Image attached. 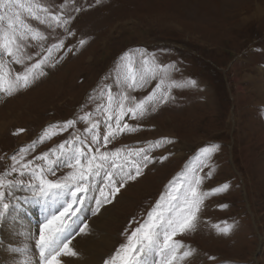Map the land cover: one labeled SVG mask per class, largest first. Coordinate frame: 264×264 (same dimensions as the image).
Instances as JSON below:
<instances>
[{
    "label": "rangeland",
    "instance_id": "obj_1",
    "mask_svg": "<svg viewBox=\"0 0 264 264\" xmlns=\"http://www.w3.org/2000/svg\"><path fill=\"white\" fill-rule=\"evenodd\" d=\"M40 2L55 13L61 11L59 6L64 0ZM77 7L81 11L76 12ZM62 11L72 17L67 28L73 35L63 28L53 31L24 15L26 22L46 35L44 41L29 40L31 46L26 53L32 60L26 64L41 59L47 48L60 40L64 47L53 50L42 65L44 75L37 72L38 78L27 88L12 96L0 93V125L6 124L0 129V171L11 163L8 157L36 140L50 124L85 113L102 121L104 117L97 110L103 102L101 90L105 85H111L113 92L119 90L115 80L120 57L126 52L144 50L149 56L154 55L157 63L175 65L171 79L190 78L197 85L172 89L174 99L164 104L157 102L156 111L149 104L143 117L133 119L129 114L124 122L139 126L136 132L122 133L106 146L102 136L99 145L92 144L88 136L87 147L93 151L98 146L102 151L148 147V141L161 137L174 141L148 152L152 159L142 165V174L126 181L114 196L111 188L106 189L110 202H102L100 210L111 209L112 221L107 231L113 243L97 264H104L127 241L161 194L166 193L169 181L201 147L212 142L219 143L220 148L200 169L201 175H206L214 166L212 177L205 180L202 189L210 190L224 182L230 187L206 197L194 229L176 237L192 251L182 264H264V0H68ZM80 40L85 43L81 45ZM140 58L137 53L138 62ZM13 69L22 71L23 66L13 65ZM157 83L158 78H147L142 87L127 90L125 86V90L138 102ZM86 127L85 122L78 120L74 127L37 143L25 160L59 145L73 133L85 138ZM157 129L161 132L152 135ZM163 156L167 158L160 159ZM66 171L59 169L56 176ZM92 192L95 193L88 194L79 218H74L70 239L78 235L93 239L89 234L95 226L87 223L100 211H95L94 198L100 194L98 190ZM25 207L22 212L26 216ZM32 207L34 214L25 220L35 226L42 219V206L32 202ZM101 215L95 222L101 221ZM224 222L235 225L227 235L214 227L223 226ZM84 223L90 230L81 232ZM4 228H0V235ZM9 232L7 241L0 236L4 245L16 242ZM31 243L38 256L34 240ZM1 261H11L5 247L0 248V264ZM79 261L88 263L82 257Z\"/></svg>",
    "mask_w": 264,
    "mask_h": 264
},
{
    "label": "snow or ice",
    "instance_id": "obj_2",
    "mask_svg": "<svg viewBox=\"0 0 264 264\" xmlns=\"http://www.w3.org/2000/svg\"><path fill=\"white\" fill-rule=\"evenodd\" d=\"M67 3L68 0H64L59 6L61 11L53 13L50 6L40 0H0V93L12 96L27 88L38 78L37 72L44 75L42 65L48 62L53 50L64 47L63 40H60L50 45L41 59L26 64V61L32 60V56L26 53L31 46L29 40L44 41L46 35L26 22L24 15L53 31L63 28L68 35H73L67 28L72 17H66L62 11ZM75 11L81 9L77 7ZM79 43L83 45L85 41L80 40ZM137 53L141 57L139 62ZM120 61L115 80L119 90L113 92L111 85H105L101 90L103 102L97 105V110L104 117L102 121L93 120L92 113H85L74 119L50 124L36 140L8 157L11 163L0 171V228L7 226L16 237L15 243H0V247L6 248L11 264H62L61 257L76 256L77 253L69 247L70 229L76 223L73 218H79L88 194L99 191L100 195L94 197L95 211H99L102 202H110L106 189L111 188V195L114 196L126 181L135 180L142 174V165L146 166L152 159L148 152L174 142L172 138L161 137L148 141V147L127 151L126 146L112 151H102L99 146L93 151L87 147L88 136L94 145L100 144L102 136L103 145L106 146L122 133L138 131L139 126L124 122L129 114L133 119L143 117L149 104L152 111H156L157 102L164 104L174 99L172 89L197 85L190 78L183 81L171 79L170 72L175 65L157 63L154 55L149 56L141 49L124 53ZM13 65L23 66V70L15 71ZM147 78H158V83L148 96L137 102L135 97L128 95L125 86L127 90L140 88ZM78 120L87 124L84 132L88 135L85 138L73 133L59 145L25 160L37 143L74 127ZM102 128L105 129L103 132ZM219 148V143L212 142L189 158L184 169L165 186L166 193L161 194L143 222L132 230L125 243L104 260V264H182L192 255V251L176 237L194 229L206 197L227 191L230 187L228 182H224L210 190L202 189L205 180L212 177L214 166L206 175H201L200 169L209 164ZM64 168L67 171L57 177V170ZM180 177V183H175ZM117 182L119 187L116 186ZM32 202L42 205L43 216L35 226L26 225L18 215L24 206ZM214 227L218 233L227 235L235 225L224 222L223 226L216 224ZM34 228L38 229V234ZM86 228L85 224L80 231L84 232ZM33 240L38 259L33 252Z\"/></svg>",
    "mask_w": 264,
    "mask_h": 264
},
{
    "label": "bare ground",
    "instance_id": "obj_3",
    "mask_svg": "<svg viewBox=\"0 0 264 264\" xmlns=\"http://www.w3.org/2000/svg\"><path fill=\"white\" fill-rule=\"evenodd\" d=\"M258 102H259V100H258ZM5 125L6 124H4V126ZM0 126H1L0 129L4 128V126H2V124ZM160 132L161 131L157 129L156 131H154V133L152 135L157 136ZM87 202H88V200L85 202V206H86ZM35 204H37L38 206H42L39 203H35ZM25 208H26V213H27L26 216L21 211L20 217L23 218V221H24V223L26 225H32V224H29L25 220V218L28 217L29 214L33 215L34 212H35V210L32 207V203H29L28 205H26ZM36 213H38V212L36 211ZM99 214H102L101 215V221L100 222H95V220L97 219V215L99 216ZM110 214H111V209L110 208L107 209V210H102L101 209L99 211V213L96 215L95 219H92V221H88V223H87L88 225L93 224V226H95V229L91 232V234H89V236H91L93 239H90V238L85 237L83 235H81V236L78 235L74 239H70L71 243H70L69 247H71L77 253V255L76 256L61 257L62 264H97V260L100 258V256L103 255L106 250L110 249V247L112 246V243H113V238H112V236H110V234L107 231V226H109V224H110L109 221H112V218H111ZM42 216H43V214L40 215L39 218H42ZM78 216H79V214H78ZM81 225H79V228H81ZM87 229L90 230L89 228H87ZM9 230L10 229L8 227H6V228H4V231H1V235H2V237H3V239L5 241H7L6 240L7 239V234L10 233ZM33 230H35V228ZM36 232L38 234V229H36ZM10 238L11 237L9 236V239ZM3 245H4V243H3ZM0 248H2V247H0ZM79 257L84 258L88 263L80 262L79 261ZM36 258L38 259V256H36ZM8 263L11 264V261H9ZM1 264H5V262L1 261Z\"/></svg>",
    "mask_w": 264,
    "mask_h": 264
}]
</instances>
